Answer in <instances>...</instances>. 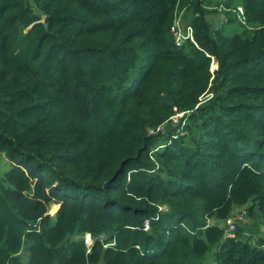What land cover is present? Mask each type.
I'll return each mask as SVG.
<instances>
[{"label": "trees", "instance_id": "obj_1", "mask_svg": "<svg viewBox=\"0 0 264 264\" xmlns=\"http://www.w3.org/2000/svg\"><path fill=\"white\" fill-rule=\"evenodd\" d=\"M220 3L0 0V264H264L216 223L264 224V0Z\"/></svg>", "mask_w": 264, "mask_h": 264}, {"label": "rangeland", "instance_id": "obj_2", "mask_svg": "<svg viewBox=\"0 0 264 264\" xmlns=\"http://www.w3.org/2000/svg\"><path fill=\"white\" fill-rule=\"evenodd\" d=\"M214 2H219L221 0H210ZM223 3V2H222ZM221 4V3H220ZM218 10L216 13H208L206 15L207 20L211 23L212 27H217L224 21V16H223V10L221 6H217ZM175 21L177 22L178 27L180 28L181 31L185 32L187 31V26L189 24L186 23V20L184 18H181V15H179ZM215 65V64H214ZM180 116V114L176 115V118ZM176 118L173 119V122L176 121ZM162 127L160 128V130ZM53 204H49L48 206V213L52 215L53 213H50V206ZM58 205V204H57ZM247 205L243 206H238V207H233L230 212V216L228 220L234 224V228L231 232H234V230L238 229L241 232L242 238L247 237V236H252L253 239L258 238V237H263L264 233V224L263 223H258L255 219L251 217H247L244 214V209ZM216 223L220 226H225L224 221H216ZM251 238V239H252ZM254 241V240H253Z\"/></svg>", "mask_w": 264, "mask_h": 264}, {"label": "built area", "instance_id": "obj_3", "mask_svg": "<svg viewBox=\"0 0 264 264\" xmlns=\"http://www.w3.org/2000/svg\"><path fill=\"white\" fill-rule=\"evenodd\" d=\"M237 14L239 15V20L242 22V17H241V8L239 6L236 7ZM170 31L173 35V40L176 45H181L184 41L189 40L192 42V36H191V29L189 26H187V31L183 32L180 30V28L177 25V22L174 20L172 25L170 26ZM147 228V223H143V229ZM234 228V224L230 222L228 219L225 221V226H224V234L228 236H232V230ZM83 241L85 245H89L91 243V239L89 234H84L83 235Z\"/></svg>", "mask_w": 264, "mask_h": 264}, {"label": "water", "instance_id": "obj_4", "mask_svg": "<svg viewBox=\"0 0 264 264\" xmlns=\"http://www.w3.org/2000/svg\"><path fill=\"white\" fill-rule=\"evenodd\" d=\"M215 68H216V66H214V68H212V67L210 66V67H209V70L212 71V70L215 69ZM57 208H58V205H57ZM57 208H56V209H57ZM56 209H55V211H56ZM55 211H54V212H55Z\"/></svg>", "mask_w": 264, "mask_h": 264}]
</instances>
